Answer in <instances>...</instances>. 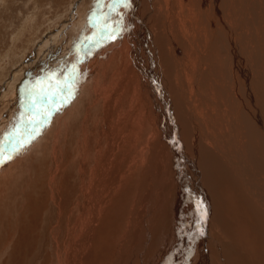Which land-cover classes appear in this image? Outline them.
Returning <instances> with one entry per match:
<instances>
[{
  "label": "bare ground",
  "instance_id": "6f19581e",
  "mask_svg": "<svg viewBox=\"0 0 264 264\" xmlns=\"http://www.w3.org/2000/svg\"><path fill=\"white\" fill-rule=\"evenodd\" d=\"M27 1L29 48H51L31 84L46 66L37 87L72 65L78 80L0 164V254L32 208L51 216L44 264H264V0H130L127 30L95 46L98 0L57 26L71 0Z\"/></svg>",
  "mask_w": 264,
  "mask_h": 264
},
{
  "label": "rangeland",
  "instance_id": "374dc122",
  "mask_svg": "<svg viewBox=\"0 0 264 264\" xmlns=\"http://www.w3.org/2000/svg\"><path fill=\"white\" fill-rule=\"evenodd\" d=\"M76 2L77 4H79L78 6H80V3L84 2H87V5L90 0H76ZM65 3L66 2H62V6ZM72 4L73 0H71V6L69 4V6H66L65 9H62L58 11V13H56L59 19L58 21H55L56 26L59 23L63 22L72 23L71 19H74ZM30 5L31 4L28 3L27 0H0V93L3 92L4 94V92H6L7 95V98H5L3 104L0 105V135H2L9 129V126L15 121V119H17L16 117L19 116L20 112L22 111L20 107V89L25 84H31L32 70L45 63L46 54L49 53L51 49L47 43L48 41L43 42L40 37L36 38L34 40V44H32V46L29 48L28 38L30 35L28 34V27L24 28V23L28 21L26 17L27 13H30V11L28 10L32 6ZM47 5L49 6V4ZM47 15L51 16L52 14H46V16L41 15L40 20L43 18L45 21H48L50 18L47 17ZM55 18L56 17L53 16L50 21L53 23ZM53 28L54 25L52 29ZM21 29L24 32H21ZM19 32H21V34L23 35L22 37L20 36L21 34H19ZM15 37H17L18 40ZM36 44V49L38 51L37 56H35L36 51L34 48ZM35 57L36 59L37 57L40 58V60L35 66H33L35 68H33L31 66L32 63L35 62L34 60H36L34 59ZM32 59L34 60L32 61ZM47 68L49 67L46 66L44 69H42V77L39 76L37 77V79H33V82L36 83V81H40L43 77H45L48 72ZM14 70L17 76L11 81V86L8 88V86L5 84L7 80L11 78L10 74H12L11 72H14ZM19 81H23L24 83H19L20 85L17 88L14 83H17ZM25 187L28 188V186ZM27 188L24 189L20 195L22 196V200L24 199V206L27 205L28 207L36 204V201H34V199H36L35 196H39L38 193L40 192L38 191L37 185L31 186L29 189ZM29 212L32 213V208H30ZM29 212L27 211L25 213L26 217L23 216L26 220L24 221L25 224L22 225L18 223L16 224L17 227H12V231L16 227V230H14L13 233L11 231L14 239L10 244H7V246L9 247L4 250H7V252L0 254V264H44L45 255L47 254L45 253V251L46 249H48V247L43 244V239H45L46 236H41V234L43 233L40 232V224H46L45 221L48 218L49 214L46 215L47 212H44L42 216H39V210L34 212V214H31ZM49 217L51 218V216ZM21 225L22 229H18V226L20 228ZM14 235H16L17 237ZM31 256H34V258L32 257V259ZM30 260H32V262Z\"/></svg>",
  "mask_w": 264,
  "mask_h": 264
},
{
  "label": "snow or ice",
  "instance_id": "6c2138e0",
  "mask_svg": "<svg viewBox=\"0 0 264 264\" xmlns=\"http://www.w3.org/2000/svg\"><path fill=\"white\" fill-rule=\"evenodd\" d=\"M104 7L107 11L103 14L101 24L102 30L99 32L100 40L90 41L91 46H95L109 37L126 31L123 25V16L117 9H128L131 7L130 0H108L101 5L99 0L97 8ZM119 19L113 20V14ZM95 16L96 13L94 12ZM92 22V21H90ZM91 46H85L84 54L89 55ZM79 62V61H78ZM53 77L56 78L53 82ZM62 79V82L60 78ZM47 87H37L42 81L35 84H25L20 89V107L22 111L19 117L10 125L9 129L0 135V164L11 160L15 155L20 154L28 144H30L40 131L46 127L51 115L59 112L75 91V84L78 80V72L75 65L71 69H61L46 78ZM203 235V233H200Z\"/></svg>",
  "mask_w": 264,
  "mask_h": 264
}]
</instances>
